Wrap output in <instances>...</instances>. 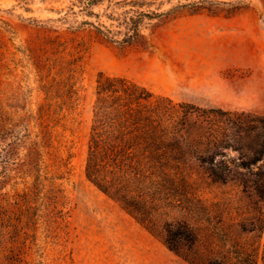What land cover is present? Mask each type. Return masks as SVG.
<instances>
[{
	"label": "rangeland",
	"instance_id": "374dc122",
	"mask_svg": "<svg viewBox=\"0 0 264 264\" xmlns=\"http://www.w3.org/2000/svg\"><path fill=\"white\" fill-rule=\"evenodd\" d=\"M87 1L0 0V264H195L86 180L95 80L123 76L173 103L264 117V0H137L130 44L81 25L120 41L112 13L129 5ZM66 81L72 103L54 92ZM204 157L183 166L189 191L264 264V158L244 167L235 151ZM151 202L159 231L199 224Z\"/></svg>",
	"mask_w": 264,
	"mask_h": 264
},
{
	"label": "trees",
	"instance_id": "16d2710c",
	"mask_svg": "<svg viewBox=\"0 0 264 264\" xmlns=\"http://www.w3.org/2000/svg\"><path fill=\"white\" fill-rule=\"evenodd\" d=\"M98 1L90 0L87 5ZM136 1L123 0L130 8L112 13L126 30L120 41L113 40L89 20H82L81 25L95 28L111 41L130 44L139 33L141 13L132 8ZM66 83L62 86L65 89L54 92L57 99L65 95L63 100L72 103L77 92L73 83ZM51 87L50 84L44 90L46 96L51 95ZM94 95L83 167L86 180L118 201L121 208L185 261L256 264L253 251L229 235L220 215L219 221L214 222L203 201L189 191L183 166L188 158L204 162L205 155L213 158L223 155L224 150L235 151L244 167L262 160L264 117L173 103L126 77L104 76L101 72L95 80ZM193 114L204 118L207 125L190 120ZM261 185L264 186V178ZM147 200L178 208L199 224L191 226L182 220L178 226L168 223L159 231L147 216Z\"/></svg>",
	"mask_w": 264,
	"mask_h": 264
},
{
	"label": "water",
	"instance_id": "95a60500",
	"mask_svg": "<svg viewBox=\"0 0 264 264\" xmlns=\"http://www.w3.org/2000/svg\"><path fill=\"white\" fill-rule=\"evenodd\" d=\"M87 3H88V4H90V2H89V1H87Z\"/></svg>",
	"mask_w": 264,
	"mask_h": 264
}]
</instances>
